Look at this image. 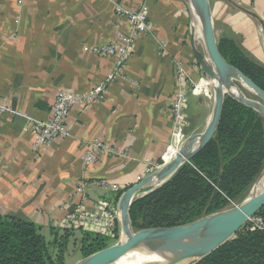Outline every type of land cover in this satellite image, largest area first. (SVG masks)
Instances as JSON below:
<instances>
[{"label":"crops","instance_id":"1","mask_svg":"<svg viewBox=\"0 0 264 264\" xmlns=\"http://www.w3.org/2000/svg\"><path fill=\"white\" fill-rule=\"evenodd\" d=\"M219 1L211 17L264 68V0ZM142 3L152 35L135 41L123 72L102 99L71 108L65 121L69 137L33 152L31 120L49 118L56 92L88 91L112 69L113 57L91 47L129 33L115 5L134 9ZM191 15L186 0H0V101L11 109L0 112V214L22 212L49 240L62 230L77 180L89 182L90 201L115 205L147 169L167 163L165 154L173 157L181 144L171 148L177 145L168 111L177 87L171 59L184 63L189 90L199 80L189 44ZM159 42L165 43L167 55L159 53ZM188 95L184 136L195 124L200 103L196 93ZM93 138L103 139L116 153L83 168L85 143Z\"/></svg>","mask_w":264,"mask_h":264},{"label":"trees","instance_id":"2","mask_svg":"<svg viewBox=\"0 0 264 264\" xmlns=\"http://www.w3.org/2000/svg\"><path fill=\"white\" fill-rule=\"evenodd\" d=\"M218 47L230 64L264 91V68L230 41ZM263 143L264 118L226 98L213 138L162 186L136 199L129 211L132 222L139 228L177 226L201 210H221L228 198L246 192L259 176L264 166ZM191 207L194 212H188ZM141 215L147 217L139 224ZM72 229L62 227L65 234L58 245L59 234L48 240L22 212L0 214V264H64L67 234ZM103 240L101 234L82 231L84 256L102 249ZM193 264H264V230L244 232Z\"/></svg>","mask_w":264,"mask_h":264},{"label":"water","instance_id":"3","mask_svg":"<svg viewBox=\"0 0 264 264\" xmlns=\"http://www.w3.org/2000/svg\"><path fill=\"white\" fill-rule=\"evenodd\" d=\"M193 1L201 11L203 43L209 62L206 61L204 54L196 46L194 32H191L189 36V44L203 77L205 79H215L218 83V90L222 91L223 88L229 87L228 71L230 68H234L244 77L249 86L258 93L264 103V91L222 56L214 33L209 0ZM229 96L252 108L264 118V104L260 101L247 98L239 89L237 95ZM224 99V96L218 95L216 97L211 118L203 132L197 137L200 139L197 146L194 145L196 136L191 135L179 147L172 160L164 164L161 169L147 175L124 190L119 198L118 208L122 221V231L126 236V240L93 252L85 259L76 262V264H110L132 248L156 243H158V246L153 249L152 254L161 261L158 264H171L181 260H188L186 264H193L225 244L251 215L264 206L263 188L256 193L248 194L238 204L216 213L211 218H204L190 225L132 231L129 211L131 205L139 197L138 194L145 195L157 189L150 186L153 180L160 184L159 187L162 186L184 163L189 162L213 138L221 118ZM146 188L149 189L143 191Z\"/></svg>","mask_w":264,"mask_h":264},{"label":"built area","instance_id":"4","mask_svg":"<svg viewBox=\"0 0 264 264\" xmlns=\"http://www.w3.org/2000/svg\"><path fill=\"white\" fill-rule=\"evenodd\" d=\"M118 16L126 18L129 23V33L119 32L115 40L99 46L91 47L93 51L100 54H107L114 59L112 69L96 86L88 91L74 92L66 89H59L54 97L52 110L47 120H31V149L33 152L45 150L55 139H64L70 136V131L65 125L66 118L75 105H87L94 100L102 99L106 88L114 82L132 55L135 41L142 35H152V26L148 19V8L145 3L137 8L127 9L120 4L115 5ZM160 54L167 55L165 43L159 42ZM172 67L176 77L177 87L173 92L172 100L169 103L168 111L172 124L171 136L175 143L184 138L186 126L185 109L189 101V92L196 93L197 85L188 89L189 77L184 63L178 59H171ZM193 67V64H192ZM10 107L0 101V112L10 111ZM181 142V143H182ZM86 147L81 156L83 168L94 164L102 156L113 155L116 148L101 138H93L86 141ZM183 144V143H182ZM166 155V154H165ZM165 155L163 160H165ZM150 171L147 169L146 172ZM95 185H99L95 182ZM89 182L77 180L72 194L68 200L67 210L60 222L63 228H91L102 233L110 232L114 228L119 216L118 204L108 202L105 199L90 201L87 196ZM91 206H88V203ZM245 223H249L252 229L264 230V218L251 215Z\"/></svg>","mask_w":264,"mask_h":264},{"label":"rangeland","instance_id":"5","mask_svg":"<svg viewBox=\"0 0 264 264\" xmlns=\"http://www.w3.org/2000/svg\"><path fill=\"white\" fill-rule=\"evenodd\" d=\"M218 2H220L219 0H209V6L210 9L211 7H216V5L218 4ZM186 4L189 7L190 10V14L191 15V28H190V34L191 32H194V38L197 37L196 33L198 32L199 29V23L197 20L196 23V13H195V8L192 6L191 2L189 0H186ZM215 14V13H214ZM216 17L218 16V14L215 15ZM212 22H213V27H214V33H215V37H216V41L217 44L219 45L221 42H225V41H230L232 43H234V45L242 52V49L240 47H238V45L236 44V42L234 40H232L230 37H228V34L225 32V29H223L221 27V23L220 20H216L214 18V16H212ZM196 24V25H195ZM195 26V28H194ZM190 36V35H189ZM197 42V41H196ZM198 49L201 48L198 44ZM227 61V60H226ZM228 62V61H227ZM229 63V62H228ZM196 68L199 70V80L196 81V85H197V90L199 92H196V97L197 99L200 101L199 105H197V111H196V117L194 118V125H190L188 132L186 133V136H184L185 140H183L182 143L186 142V139H188V137H190L191 135L196 136L197 137L203 132L204 130V126L207 122L206 118L208 117V115L210 114L212 107H213V99H214V91H213V86L211 84L209 85H204L203 82H210V80L207 79L204 80L205 78L203 77V75L201 74V69L198 66V64L196 63ZM232 65V64H231ZM235 78V79H234ZM232 79L236 80L237 84L239 85V79L234 76ZM194 85H192L193 89ZM240 91L242 92V94L244 96H246L247 98H251V99H255L260 101L261 103H263L262 99L259 96H253L252 94H250V91H248L247 89L240 87L239 88ZM231 97V96H225V99ZM224 99V101H225ZM264 104V103H263ZM197 122V123H196ZM194 139V140H196ZM182 141V140H181ZM264 144V143H263ZM155 170L152 169L148 172H145V176L143 178H145L147 175L154 173ZM262 172H264V166L259 174V176L262 174ZM258 176V177H259ZM257 177V179H258ZM142 178V179H143ZM256 179V180H257ZM255 180V181H256ZM254 184V183H253ZM252 184V185H253ZM152 188H156V186H151ZM252 187V186H251ZM251 187L244 192L243 194L239 195L236 198H228L227 199V203L226 205L219 211H215V212H210V213H205V210H201L200 213L197 216H191V218L189 220H185L186 222L177 226H183V225H190L192 223H195L201 219L204 218H211L212 216H214L216 213L226 210L232 206H234L235 204H238L244 197H246L248 194H251L250 190ZM149 188H146L143 191H147ZM138 198L144 196L143 194H138ZM137 198V199H138ZM195 207H191L188 209V212H194ZM263 212V213H261ZM194 215V214H193ZM264 210L262 211H257L255 213V217H262L264 218ZM130 216V215H129ZM147 216H139L137 219V223H144V221L146 220ZM130 221L132 223V231L136 232L142 229H148V228H156V227H144V228H139L137 227V225H135L130 217ZM253 227H251V225L249 223H244L238 230L237 232H235L228 240L227 242L233 241L234 239L238 238L242 233L247 232V231H251L254 230L252 229ZM65 233L60 231V236H59V240H58V245L61 242L60 238L63 237ZM81 234L82 231L80 232H74V231H70L67 234L68 237V244H67V248L65 250V253L63 254L64 258V264H76V262L85 259L86 256H84L82 250L80 249V243H81ZM104 236V240L102 241V247H108L111 245H114L118 242H120L121 240V235L122 233L120 232V227H119V223L118 221L115 222V226L114 228H111L110 232L107 233H98ZM158 246V243L156 244H145V245H141L136 247L138 250L143 251L146 254H150L152 253L153 249ZM56 251H58L56 249Z\"/></svg>","mask_w":264,"mask_h":264},{"label":"bare ground","instance_id":"6","mask_svg":"<svg viewBox=\"0 0 264 264\" xmlns=\"http://www.w3.org/2000/svg\"><path fill=\"white\" fill-rule=\"evenodd\" d=\"M192 4V6L195 8V12H196V15H197V20H198V23H199V29H198V32L196 33L197 37L195 39V42H196V46L197 44L201 47L199 48L202 53L204 54V57L206 59L207 62H209V57L207 55V52L205 50V46H204V43H203V36H202V28H201V20H202V15H201V11L199 10V8L196 6V4L194 3L193 0H189ZM198 47V46H197ZM234 76H236L238 79H239V82L240 84L238 85L236 82V80L232 79ZM228 79L230 81V84H229V87L227 88H223L222 91H219L218 90V83L215 79H208L210 80V82H203L204 85H209L211 84L213 86V91H214V99H213V107H214V104H215V100H216V97L219 95V96H229V95H237V92H238V89L240 87H243L245 89H247L248 91H250V94H252L253 96H258V93L252 88L249 86L248 82L244 79V77L238 72L236 71L234 68H230L229 71H228ZM207 81V79H204ZM240 90V89H239ZM196 92H199L196 88ZM213 107H212V110H213ZM212 110L210 112V114L208 115V117L206 118L207 122L204 126V128L206 127V125L208 124L210 118H211V113H212ZM182 141L178 142L176 146H172L171 148L173 147H177L178 145H182L181 143ZM200 142V139L197 138L194 145L197 146ZM170 148V149H171ZM178 152V150L176 151V153ZM176 153L172 156H169L168 158L167 155L168 153L165 155V160L167 162H169L170 160H172L174 158V156L176 155ZM160 184L157 183L156 180H153L152 184L150 186H156L159 187ZM264 188V172H262V174L258 177V179L254 182V184L252 185L251 187V194L253 193H256L258 191H260L261 189ZM155 189V188H153ZM117 221L119 223V227H120V232L122 233L121 235V240L120 242H123L126 240V236L124 234V232L122 231V221H121V218H120V214L117 218ZM164 252H168V251H164ZM159 262H161L159 259H156V257L150 253L149 255L144 253L143 251H140L138 250L136 247L135 248H132L130 249L129 251H127L126 253H124L121 257H119L118 259H116L115 261H113L112 263L110 264H158ZM188 262V260H181V261H178V262H175V263H171V264H186Z\"/></svg>","mask_w":264,"mask_h":264}]
</instances>
